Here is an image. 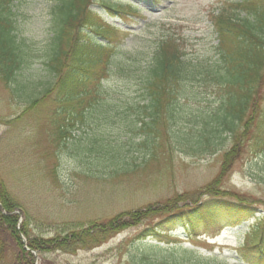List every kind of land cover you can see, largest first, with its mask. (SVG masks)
<instances>
[{
	"label": "rangeland",
	"instance_id": "rangeland-1",
	"mask_svg": "<svg viewBox=\"0 0 264 264\" xmlns=\"http://www.w3.org/2000/svg\"><path fill=\"white\" fill-rule=\"evenodd\" d=\"M124 1L134 5L137 16L129 17V23L125 18H107L131 31L120 45L130 59L143 45L155 47L168 30L179 31L169 27L170 23L180 25L187 35L189 52L216 58L217 34L208 15L222 4L239 0ZM53 2L13 1L15 34L20 40L18 53L23 63L11 81L6 83L0 75V179L23 211H18L20 221L29 223V234L52 237L91 220L105 222L130 210L158 209L177 195L196 197L219 175L223 150L201 152L192 135L183 129L188 117L172 124L169 138L165 128L161 129L153 151L134 149L130 143L148 146L147 137L139 140L144 133L142 125L128 122L136 117L137 106L144 103L139 66L131 68H136L135 76H123L127 79L124 83L115 85L112 80L106 84L108 97L88 111V124H80L72 132L71 138L76 141L62 140L61 135L67 131L61 129L60 115L54 114L56 106L51 95L26 110L55 81L46 65ZM201 93L199 100L193 104L183 101L182 106L189 104L192 111L203 105L212 109L216 104L214 94L205 89ZM96 135L108 146L101 149V142L94 144ZM92 148H98L96 153L87 150ZM132 164H137L135 170L126 172ZM219 186L253 202L256 216H264V154L245 151ZM161 214L157 210L92 249L58 251L45 254V258L51 264H168L176 255L173 246L180 245L183 249H197L202 258L219 256L234 263L236 249L245 241L249 225L256 221L249 217L241 225L227 226L220 234L211 228L206 234L209 236L194 240L186 237L183 220L178 219L171 234L139 240L138 234L153 227ZM212 233L219 235L210 238ZM20 236L26 238L22 233ZM159 244L164 250L155 247Z\"/></svg>",
	"mask_w": 264,
	"mask_h": 264
},
{
	"label": "trees",
	"instance_id": "trees-1",
	"mask_svg": "<svg viewBox=\"0 0 264 264\" xmlns=\"http://www.w3.org/2000/svg\"><path fill=\"white\" fill-rule=\"evenodd\" d=\"M13 1L0 0V75L6 83L23 63L18 53L20 40L15 34ZM49 12L52 35L46 65L55 81L26 110L51 95L56 106L54 114L60 115L61 129L67 131L61 135L62 140L71 142L77 126L88 124V111L108 97L106 84L112 80L115 85L124 83L127 79L123 76H135L136 68H131L139 66L144 103L137 106L136 117L129 124L142 125L144 133L139 140L147 137L148 146L130 145L153 151L161 129L165 128L169 138L172 124L188 117L183 129L192 135L201 152L223 150V164L216 179L199 190L196 197L177 195L158 209L130 210L105 222L91 220L52 237L31 236L29 223H19L16 211H23L0 179V264H51L45 254L92 249L157 210L162 212L161 219L140 232L139 240L170 234L177 228L178 219L183 220L186 237L194 240L209 236L206 234L211 228L220 232L227 226L241 225L249 217L256 220L249 226L244 244L236 250L234 263L219 256L202 258L196 249L174 245L176 255L168 264H264V216H256L253 202L219 186L245 151L264 154V0L229 2L209 13L218 40L216 58L189 52L187 35L180 25L170 23L169 27L179 31L168 30L155 47L143 45L135 54L130 52L133 57L127 59L120 45L131 31L113 24L107 16L125 18L129 23V17L137 16L130 1L54 0ZM203 89L214 94L215 106L190 110L189 104L201 98ZM183 101L189 104L182 106ZM147 123L158 125L150 128L144 125ZM94 140V144L101 142V149L108 146L97 135ZM87 150L94 153L98 148ZM135 166H128L126 172L135 170ZM21 233L27 238L28 248ZM216 235L212 233L211 237ZM155 247L164 250L161 244Z\"/></svg>",
	"mask_w": 264,
	"mask_h": 264
},
{
	"label": "water",
	"instance_id": "water-1",
	"mask_svg": "<svg viewBox=\"0 0 264 264\" xmlns=\"http://www.w3.org/2000/svg\"><path fill=\"white\" fill-rule=\"evenodd\" d=\"M23 242L26 243V240L23 238Z\"/></svg>",
	"mask_w": 264,
	"mask_h": 264
}]
</instances>
